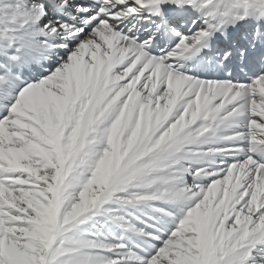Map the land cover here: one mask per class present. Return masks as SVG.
I'll use <instances>...</instances> for the list:
<instances>
[{"label": "snow or ice", "instance_id": "1", "mask_svg": "<svg viewBox=\"0 0 264 264\" xmlns=\"http://www.w3.org/2000/svg\"><path fill=\"white\" fill-rule=\"evenodd\" d=\"M0 264H264V0H0Z\"/></svg>", "mask_w": 264, "mask_h": 264}]
</instances>
